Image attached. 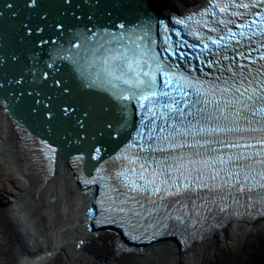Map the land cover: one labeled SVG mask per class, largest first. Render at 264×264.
I'll list each match as a JSON object with an SVG mask.
<instances>
[{
  "label": "snow or ice",
  "instance_id": "6c2138e0",
  "mask_svg": "<svg viewBox=\"0 0 264 264\" xmlns=\"http://www.w3.org/2000/svg\"><path fill=\"white\" fill-rule=\"evenodd\" d=\"M38 2L26 0L25 6ZM176 23L199 41L179 44L195 56L182 52L178 60L167 39V47L155 51L150 25L134 30L121 24L124 32H105L95 42L84 35L75 45L86 53L73 58L85 86L109 93L125 119L136 106L133 140L124 154L112 158L110 183H105V211L131 233L147 221L156 231L184 235L214 211L223 213L234 204L246 214L264 208V0H209L203 10ZM4 63L0 56V65ZM22 79L7 83L20 84ZM53 86L61 87V81ZM61 92L69 94L70 89L63 86ZM75 110L69 105L61 112L68 118ZM45 115L54 118L51 111ZM76 124L85 127L83 119ZM48 152L54 163L55 149ZM94 152L99 159L101 148L94 146ZM98 180L105 176L86 183Z\"/></svg>",
  "mask_w": 264,
  "mask_h": 264
},
{
  "label": "water",
  "instance_id": "95a60500",
  "mask_svg": "<svg viewBox=\"0 0 264 264\" xmlns=\"http://www.w3.org/2000/svg\"><path fill=\"white\" fill-rule=\"evenodd\" d=\"M154 3V0L151 4L149 0H71L70 4H66L64 0H39L38 6L29 8L25 6L26 0H0V56L5 58V63L0 65V83L4 85L0 88V111L8 114L14 123L24 124L34 135L57 144L56 150L60 153L64 171L70 170L72 156L84 152L88 155L87 174H91L102 158L109 156L125 142L137 117L135 109L131 107L128 112L135 118L130 122L127 120L128 113L125 119L119 104L109 93L98 87L85 86L75 70L73 58L76 53H86L82 47L75 45L80 44L84 35L95 42L105 32H124L125 29L119 28L121 24L134 30L150 25L148 35L155 41L154 50L160 52L159 21L161 16L166 15L157 7L155 10ZM8 4L13 7L8 8ZM170 7V10L178 12L173 6ZM45 41L46 43H42ZM12 55L17 57L15 61L10 59ZM21 78L20 84L7 83ZM56 80L61 81V87L67 86L70 93L63 94L61 87L53 86ZM37 100L41 103L37 104ZM46 104L48 107H45ZM69 105L76 110L65 118L61 109ZM48 111L54 113L53 119L46 117L45 113ZM85 111L88 113L87 117L83 116ZM78 118L84 120L83 129L76 124ZM94 146L102 150L99 159L95 158ZM20 150L21 145L18 143L19 155ZM53 175L54 173L47 177L44 183ZM77 186L79 188V184ZM86 188L89 206L96 198V191L89 189V186ZM80 194L82 195L81 192ZM56 199L54 196L50 201ZM7 204L8 211L9 205H13L9 202ZM87 206L80 211V224L84 220L82 216ZM92 212L93 210L88 211ZM116 241L115 246L120 255L121 252L127 255L139 253L149 257L163 244L181 250L179 243L173 238L166 243L152 240L149 247L138 241H134V247H130L123 237ZM58 249L59 245L56 250L34 255L30 264L55 254ZM131 249H139L145 254Z\"/></svg>",
  "mask_w": 264,
  "mask_h": 264
},
{
  "label": "bare ground",
  "instance_id": "6f19581e",
  "mask_svg": "<svg viewBox=\"0 0 264 264\" xmlns=\"http://www.w3.org/2000/svg\"><path fill=\"white\" fill-rule=\"evenodd\" d=\"M154 1L156 3V0ZM158 1L161 4H167L169 0ZM176 1L172 3L173 7L181 10L182 7L200 0ZM156 7L163 12L160 4L154 5L155 10ZM170 8L165 10L169 11ZM14 124L8 114L0 111V151L3 152L1 159L6 167L11 169L16 182L18 181L13 183V188L17 192L13 194V198L9 199V203L13 206L9 205L7 211L8 206L0 205V227L1 234L5 237L4 247L6 248V252L1 257L2 264H30L34 255L56 250L58 245L59 249L55 254L45 256L35 264H78L77 261L87 262L83 264H203L206 261V255L219 246L223 237L230 235L239 237L247 234L248 229H252V225L256 227L264 224V217L244 222L247 224L231 221L223 228L217 229L218 231L207 238L209 239L207 241L205 239L196 242L184 251L176 250L169 244H163L149 257L139 253L127 255L121 252L120 255L115 251L116 247L111 245L110 248L116 256L113 257L111 253L104 252L103 244L98 245V248L90 246L97 239L94 238L93 233H83L87 224L82 229L79 216L87 196L83 199L77 184L73 182L72 177L75 175L70 170L64 171L60 163L57 173L44 183L47 174L36 155L31 153L32 150L30 153L26 151L29 143L18 140L19 136ZM18 143L21 145L20 155L17 151ZM67 165L70 166V161ZM33 186L34 190H32ZM54 196L57 198L56 201H50V198ZM234 225L237 226L234 227ZM228 229H231L230 233H227ZM242 230L244 232H239ZM81 238H85L88 242L81 248H77L76 244ZM197 253L199 255H196Z\"/></svg>",
  "mask_w": 264,
  "mask_h": 264
},
{
  "label": "rangeland",
  "instance_id": "374dc122",
  "mask_svg": "<svg viewBox=\"0 0 264 264\" xmlns=\"http://www.w3.org/2000/svg\"><path fill=\"white\" fill-rule=\"evenodd\" d=\"M176 2H177L176 0H169L167 4L166 3L161 4L159 3L158 0H156L155 4L157 5L160 4L162 6L161 10L166 11L165 9H168L170 6H174L172 3H176ZM2 155H3V152L0 151V205H3L6 207L8 206L7 203L9 202V199L13 198V194L17 192V190L13 188V183L14 182L18 183V181L16 182V179H14V174L12 173L11 169L6 167V164L1 159ZM20 212L19 214L22 215ZM238 223L247 224L244 222H238ZM235 226L237 225H234V227ZM251 228L252 229H248L249 232H247V234L244 233L245 235H241L239 237H236V235L235 236L230 235L229 237L228 236L223 237L222 242H220L219 246L214 249L215 251L213 250L211 253L206 255V261L203 264H237L238 262L244 261L246 257H252V256H255V258H257L256 259L257 264H264V224L256 226V227L252 225ZM28 232L30 233V226L28 228ZM230 232H231V229H228L227 233H230ZM239 232H244V230L239 231ZM76 233L78 234V231H76ZM109 239L110 237L104 238L103 243H102L104 248L102 249L104 250V252L107 251L111 253L113 257H116L114 256L115 252L110 248L111 246L108 243ZM207 240L209 239H206L205 241ZM38 241L40 240L38 239ZM35 242L38 245V242L36 240ZM4 244H5V237L1 234V227H0V264H2L1 257L6 252V248L4 247ZM90 246L98 248L100 245L98 246V243L93 242L90 244ZM87 247H89V245ZM195 249H198V248H195ZM196 255H199V253H197ZM69 258L73 260V258L71 257ZM132 260L135 261L134 259ZM77 263L83 264L87 262L77 261Z\"/></svg>",
  "mask_w": 264,
  "mask_h": 264
},
{
  "label": "trees",
  "instance_id": "16d2710c",
  "mask_svg": "<svg viewBox=\"0 0 264 264\" xmlns=\"http://www.w3.org/2000/svg\"><path fill=\"white\" fill-rule=\"evenodd\" d=\"M256 259L255 256L246 257L244 261L238 262L237 264H257Z\"/></svg>",
  "mask_w": 264,
  "mask_h": 264
},
{
  "label": "clouds",
  "instance_id": "9594fccd",
  "mask_svg": "<svg viewBox=\"0 0 264 264\" xmlns=\"http://www.w3.org/2000/svg\"><path fill=\"white\" fill-rule=\"evenodd\" d=\"M183 8V7H182ZM180 9V8H179ZM179 9H177V11L179 10ZM81 226V225H80Z\"/></svg>",
  "mask_w": 264,
  "mask_h": 264
}]
</instances>
